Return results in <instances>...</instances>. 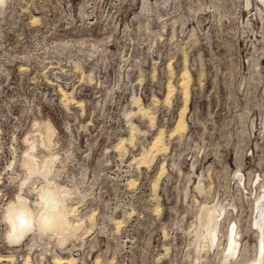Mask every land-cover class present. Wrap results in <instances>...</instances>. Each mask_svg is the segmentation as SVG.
Wrapping results in <instances>:
<instances>
[{
	"label": "rangeland",
	"instance_id": "obj_1",
	"mask_svg": "<svg viewBox=\"0 0 264 264\" xmlns=\"http://www.w3.org/2000/svg\"><path fill=\"white\" fill-rule=\"evenodd\" d=\"M185 69L186 127L173 133ZM46 121L67 158L68 217L84 229L61 249L48 236L11 242L0 224V264H219L226 238L195 243L203 204L224 206L222 232L241 231L232 264L259 252L261 0H0V212L18 191L24 138ZM160 131L165 147L143 162Z\"/></svg>",
	"mask_w": 264,
	"mask_h": 264
},
{
	"label": "bare ground",
	"instance_id": "obj_2",
	"mask_svg": "<svg viewBox=\"0 0 264 264\" xmlns=\"http://www.w3.org/2000/svg\"><path fill=\"white\" fill-rule=\"evenodd\" d=\"M261 2H263V4H264V0H261ZM183 76L184 77L182 78L183 80H182L180 87L183 88L182 90H183V95H184L183 96L184 97V99H183L184 103H183L182 108H180L181 110L179 112L178 121H177V124L173 130V133H177V132L179 133V131L181 129H185V127H186V122L184 120V114H185L186 110L188 109V101H189V95H188L189 94V90H188L189 73H188L187 69L184 70ZM64 94L65 93H63V95ZM137 99H139V98H137ZM140 103H141L140 100H137L138 110H139V112L141 111V112L145 113L146 112V110L144 109L145 107L143 108L142 104H140ZM153 119H154L153 117H150L151 122L153 121ZM162 136L163 135L161 134V131H160L159 134L156 136L155 140L153 141V143L151 142L152 145L150 146V148H148L149 151L147 153L144 152L145 153L144 156L141 157L143 162H146V161L149 162V160H151V159H149L150 157L152 158V157L156 156L157 154H159L160 150L165 147V145L162 141ZM23 142L25 144V149H24V152L22 153L21 158H20V164H21L23 173L17 174V177L20 178V182L18 185L19 187H18V191H17L16 196H15V200L16 201L23 200L25 205L31 204L33 206H38L39 201L37 200V196H36L37 190L39 188H41L45 183H52V184H55L57 187L62 188L68 192L69 196H68V201H67V206H66V215L69 216V209H70V211H73L72 205L69 201L73 200V196L75 194L73 195L74 189L63 186L60 183H58V181H57V178L60 177V172L63 171V169L65 168V165H66L65 163L67 161V158H63L59 154V152L52 151V148L55 144L53 126L51 125V123L49 121H46L40 125H37L34 128L32 133L26 135ZM153 154H154V156H153ZM31 161H36L39 165L50 164V172H49L46 179H45V177H42V176H32L31 180H29L27 183H25V180L28 177V168L26 167V164L30 163ZM260 187L262 189H264V182H262L260 184ZM199 192H201V191H199ZM32 195H34V197H35L34 200H31V198H30V196H32ZM254 198H255L254 199V201H255L254 207L257 208V207H259L260 203L264 200V192L258 193L256 195V197H254ZM220 205L203 204L201 206V208L198 212V215H197L198 223L195 226L196 228H194V230H195L194 231L195 243L198 244L200 247H202L204 249L206 248V250H208V249L212 248L213 246H215L214 238H215V236H217L219 234L221 237H224L227 239L228 246H227V248L224 246L221 249L220 253H217L216 256L219 258L218 263L219 264H232L233 259L236 260L237 258H239V255L241 254V252L246 250V247L243 246V248H242V246L240 245L241 244L240 243L241 239H239L240 232H241L239 230L240 227L238 229L239 231L236 230V227L234 229L233 226L230 227V229L227 226L228 229H226L224 232H222L220 230L221 221L223 218L222 215L226 211L223 208L224 206L221 207ZM226 213H225V215H226ZM226 216H225V218H227ZM234 219L235 218H233V220ZM223 220H225V219H223ZM233 220H232V223H233ZM236 221H237L236 223L239 224L237 218H236ZM227 222H228V220H227ZM69 223L73 227V235L72 236H70V237H64V236H60V235L48 236L50 238L55 237L56 245L58 247H60L61 249L62 248L68 249L66 247L67 242L73 238H77L79 233L82 232L84 229L83 218L80 220H76V221H71L69 219ZM253 224L258 229V231L254 232V234L257 238H259V239H257V241L259 242L258 243L259 245L257 246L259 252L257 254L255 252V255L253 256L252 260H250V261L248 260V262H245V263L246 264H262L263 259H264V257H263L264 256V227L263 228L259 227V224L256 222H254ZM230 225H231V223H230ZM237 226H239V225H237ZM92 227H93V222L90 221L89 228H92ZM30 235H31V241H36V239L42 240V239H44V237H47V236H41L38 233H31ZM9 240L11 242L12 241L18 242V243L20 242L19 241L20 239L15 238L13 235H9ZM198 245H196L195 247H197ZM240 246L242 249H240ZM198 257H199V255H198ZM195 259L197 261V259L199 260L200 258L195 257ZM54 260L60 262L63 259H61L60 257H54ZM74 260L75 259L73 257L68 258L69 262L70 261L72 262ZM237 263H239V262H237Z\"/></svg>",
	"mask_w": 264,
	"mask_h": 264
},
{
	"label": "clouds",
	"instance_id": "obj_3",
	"mask_svg": "<svg viewBox=\"0 0 264 264\" xmlns=\"http://www.w3.org/2000/svg\"><path fill=\"white\" fill-rule=\"evenodd\" d=\"M28 168L27 183L32 176L47 178L50 164L39 165L36 161L26 164ZM38 206L25 205L23 200L12 201L0 212V224L6 226L5 237L13 235L22 239L31 233L41 236L60 235L70 237L73 227L66 215L68 192L52 183H45L36 192Z\"/></svg>",
	"mask_w": 264,
	"mask_h": 264
}]
</instances>
